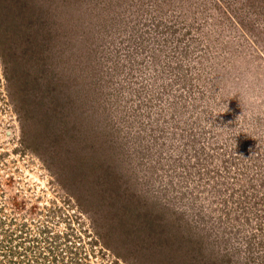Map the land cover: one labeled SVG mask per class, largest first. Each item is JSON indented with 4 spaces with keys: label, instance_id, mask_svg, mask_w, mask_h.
I'll return each mask as SVG.
<instances>
[{
    "label": "rangeland",
    "instance_id": "rangeland-1",
    "mask_svg": "<svg viewBox=\"0 0 264 264\" xmlns=\"http://www.w3.org/2000/svg\"><path fill=\"white\" fill-rule=\"evenodd\" d=\"M0 264H264V0H0Z\"/></svg>",
    "mask_w": 264,
    "mask_h": 264
}]
</instances>
